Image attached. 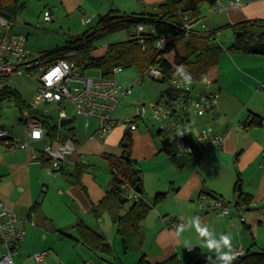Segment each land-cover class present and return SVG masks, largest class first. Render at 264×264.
<instances>
[{"label": "crops", "instance_id": "1", "mask_svg": "<svg viewBox=\"0 0 264 264\" xmlns=\"http://www.w3.org/2000/svg\"><path fill=\"white\" fill-rule=\"evenodd\" d=\"M87 1L92 2L93 0H82V6ZM165 1L112 0L109 4V12L114 9L126 14L128 12H150L154 11L158 4ZM219 1L224 5L227 14L226 24H220L219 27L257 19L255 0H245L246 3L237 0ZM77 2L78 0H60L56 4L59 8L63 5L71 8L70 4L76 5ZM100 7L103 9L104 4H101ZM210 8L211 4L209 3V12ZM49 10L54 15L55 8ZM202 18L200 19L202 20ZM256 28L261 29L260 35L264 34L262 25ZM252 53L254 52L222 51L218 64L207 73L214 80V84L210 88L199 86V90L202 92L219 90L220 101L216 110L208 112L204 116L191 115L189 134H197L205 126L211 125L217 132L225 136V141L222 147H199V151L196 153V163L199 167L192 171L191 178L185 180L183 185H176V188L171 192L172 194L179 197L184 196L188 200H193L201 192L216 195L211 187H209L210 189L205 188L206 180H202V174H205L208 166L219 163L227 164L234 155L238 160L241 155L244 156L251 151L256 154V158L258 156L263 157L264 125L255 126L252 125V122L257 115L264 118V97L260 91V86L264 84V64L252 56ZM120 104L113 114V119L116 122H121L123 118H126L121 113L124 106ZM70 118L75 120L73 114ZM238 119L241 120L240 124L234 125ZM244 119H247L245 125L242 124ZM142 122L148 121L137 120V130L129 133L133 156L137 165L140 164L141 160L155 157L164 151L162 137L158 136L163 146V149H160L153 139V135L148 133L151 131L149 122L146 125L147 128L143 126L141 128ZM89 127L90 120L87 128ZM95 132L81 141L73 137L80 146L79 154L71 156L64 168L56 173L49 172L50 163L47 159L34 158V150L0 153V200L4 201L10 210L27 219L25 240L19 250V255L15 258V264H70L71 261H67L66 257L71 251H80V247H84L85 255L89 253L86 251H92L74 239L77 236L75 226L83 222L92 227L91 222L96 218L93 214V206L98 205L111 188L110 167L105 156H122L125 150L123 139L127 131L124 125L118 123L106 138H101V141H98V137L94 136ZM118 143L120 147H118ZM84 154L101 156L107 163V169L101 165H93L91 161L83 160L82 155ZM33 161H39V167ZM79 162L86 167L81 177L82 184L75 182L69 175L75 164ZM186 162L188 161L186 160ZM252 162L255 165V161ZM159 193H164V191H158L156 195ZM246 194L252 196L249 207L241 209L235 207V210L238 211L237 216L247 233L243 232V229L241 231L239 219L231 215V211L234 210L231 208L230 213L226 216L214 211L220 217V229L217 228L212 231L215 235L220 236L226 234L230 229L236 230L237 239L232 242L234 250L240 246L248 250L253 244L254 247L251 248V251L264 250V236L261 237L259 233L264 229V173L248 186ZM145 202L149 203L148 198ZM206 211V213L213 212L212 210ZM171 220H179L185 223L182 219ZM97 231L106 237L104 231L99 229ZM186 240L190 241L192 248L198 247L203 253L216 255L214 251H210L206 247L201 238L199 239L194 227H191L188 233L185 223V230L178 234L177 229L169 226V222H166L165 226L162 225L156 231L153 241L149 242L146 251L142 254L147 256L150 264H160L174 255L179 257L181 264H194L195 262L191 261L190 258V251L185 247L184 242ZM44 251L46 254L42 261L34 258L35 253ZM1 252L0 247V256ZM99 255L104 262H107L101 254ZM141 255H137L139 257L135 261L132 257L131 264H137ZM126 260L122 263L128 264V257Z\"/></svg>", "mask_w": 264, "mask_h": 264}, {"label": "built area", "instance_id": "2", "mask_svg": "<svg viewBox=\"0 0 264 264\" xmlns=\"http://www.w3.org/2000/svg\"><path fill=\"white\" fill-rule=\"evenodd\" d=\"M225 9L221 1L217 0L211 4L210 13L217 14ZM47 13L48 18L45 19ZM54 19L53 12L46 10L43 14V21L50 22ZM90 23L91 19H85ZM182 29L186 36L206 28L205 24L198 26L202 20H192L187 14H182ZM198 28V29H197ZM149 29L144 25L136 28V38L140 44H144ZM151 32H154L153 30ZM171 37L162 36L156 39L155 48L162 50L166 47ZM27 37L24 34L14 31V24L6 17L0 15V102L8 99L17 91L12 87L15 79H25V76L37 77L38 84L35 87L34 100L31 104L22 109L20 124L22 132L15 133L1 124L0 116V153L17 150H34L35 159L45 158L49 161V172H59L74 155L79 154L80 146L77 141L68 136L62 127L61 120L70 118L66 111V105L72 106L75 113L85 117V126H89L91 117L96 118L98 127L94 136L106 138L118 123L124 125L127 133L137 130V120L150 121L155 126L158 124L157 132L164 141L165 150L173 156L186 155L187 161L192 164L197 162L196 149L199 147L215 148L222 147L225 136L219 133L211 125L202 128L197 134L190 135L191 115L198 117L216 110L220 101L219 90L213 92H202L199 86L210 88L214 80L206 74L199 80L191 75V83H185L178 72H175L166 83L168 88L179 95L173 99L160 100L151 106H138L135 109V116L116 122L113 114L126 98L129 88H122L116 80V74L121 72V68L114 69V77H105L102 74L96 77L89 76L83 66L77 64L75 60L67 55L57 59L33 56L30 49L26 47ZM67 65V68H65ZM59 68L57 74L59 79L53 78V84L48 86L45 77L54 69ZM145 77L152 79H162L163 72L157 67H149L136 84H141ZM9 91V94H5ZM260 91L264 97V84L260 86ZM66 104V105H64ZM57 111V117L53 112ZM75 117V116H74ZM74 120V119H72ZM48 122V123H47ZM55 127L57 132L49 138L47 126ZM39 130L42 133L41 139L34 140L32 133ZM34 145H37L34 147ZM264 161V152H263ZM261 166L264 168V164ZM126 200L133 204L137 201H147V198L138 193L129 184L121 186ZM201 209L216 211L222 216L230 213V205L218 196L208 193H200L197 199ZM235 207V204H234ZM27 219L17 212L10 210L6 203L0 200V247L2 249L0 264H15V258L19 255V250L24 243L26 234ZM185 223L179 220H171L169 226L173 229ZM247 250L240 246L234 250L236 259L245 255ZM46 252H37L34 258L42 261ZM235 259V260H236Z\"/></svg>", "mask_w": 264, "mask_h": 264}, {"label": "rangeland", "instance_id": "3", "mask_svg": "<svg viewBox=\"0 0 264 264\" xmlns=\"http://www.w3.org/2000/svg\"><path fill=\"white\" fill-rule=\"evenodd\" d=\"M81 1L82 0H78L76 5L71 3V8H67L64 5L59 8L56 3H59L60 0H19L18 9L12 18L14 31L22 33L27 37L26 47L30 49L33 56L53 53L60 49L67 50L69 46L77 44L85 35L91 36L101 28V20L104 15L109 12V4L112 0L87 1L83 6ZM237 1L246 3L245 0ZM255 1V13L257 15V19L255 20L261 21V25L264 27L263 0ZM101 4H104L103 9L100 7ZM21 5H23V8H21ZM53 7L55 8L54 19L50 22H44V12ZM225 10L217 14H211L209 12V3H202L200 5V11L201 17L203 18L202 23L198 28H201V25L205 24L206 28L202 29L204 33L212 31L213 29L221 28L215 35V39L212 43L226 52L230 50V47L235 42L238 31L236 32L232 28L219 27L220 24H226L227 14ZM127 14L132 13L128 12ZM86 18L91 19L90 23L86 22ZM132 30L133 29H122L95 39L93 42L95 48L93 55L97 57L102 56L105 54L108 45L128 40ZM260 31L261 29L252 27L249 28L247 34H252L255 39H259ZM73 53L74 51L72 48H69L65 55L70 58V55ZM252 56H255L262 64H264V54L252 53ZM87 69L86 73L89 76L96 77L101 74L100 69L94 67ZM141 76L142 74L136 67L121 69V72L116 74V80L120 83L122 88L133 86L129 95L121 101L122 106H124L121 113L126 118L131 116L134 117L135 109L138 106L142 107L145 105L149 107L161 99L165 100V96L161 97L160 95L163 90L168 88V83H161L156 79L145 77L144 81L137 85L136 82ZM37 84V77L25 76L24 80H14L12 87L17 93L0 102V116L2 119L1 124L3 126L18 134L22 132V126L19 122L22 116V109H25L27 105L33 102L35 87ZM66 111L69 116H72V114L75 116L74 122L65 128V133L68 136L81 141L88 138L96 131V118L91 117L90 127L86 128L85 117L76 114L72 106L66 105ZM53 115L54 117H57L58 113L56 110H54ZM241 120L238 119L234 125L240 124ZM147 121L149 123H141V128L142 126L147 128L146 125L148 123L151 128V131L148 133L153 135V139L158 147L163 149L160 138L154 133L155 127L157 128L158 124L153 126L148 119ZM97 140L101 141V138L98 137ZM117 145L120 147L119 143ZM36 146L37 145H34V147ZM82 158L87 162L91 161V164L93 165H101L103 168L107 169L105 159L99 155L84 154L82 155ZM252 161H255V165ZM33 162H36L39 167V161ZM197 164L198 163L192 164L191 161H188L183 167H179L174 161V156H169L167 152L163 151L160 155L141 160L140 164L137 165L138 169L142 171L141 175L143 177L144 187L143 195L148 198L149 203L154 207L150 210L143 223L145 243L143 247L144 249L142 248L140 252L129 251L126 253L124 251L121 237L117 231V225L113 222L111 215L106 213L99 219L94 218L91 225L94 229L104 231L107 241L111 244L113 256L106 257L109 261L104 262L98 253L90 250L86 251L89 253L85 255L84 247H80V251H71L66 257V260L71 261L70 264H119V262L122 263L127 261L126 258L128 257V264H131L132 257L134 261L137 260L142 252L146 251L149 242L153 241L156 231L160 229L162 225L165 226L166 222H170L171 219L184 220L188 233L191 229L188 222L190 218L194 216H199L202 223L207 225L210 230L215 231L217 228L220 229V217L217 216L214 211L206 213V209H201L197 201L198 195H196L193 200H188L184 196L179 197L176 194L171 193L173 189L176 188V185H183L185 180L191 178L192 171L199 167ZM261 164H264L263 158L260 156L256 158V154L252 151L249 154L246 153L244 156L241 155L238 160L236 155H234L227 164L219 163L214 166H208L205 174H202V180H206L205 188L208 189L211 187V190L215 191L216 196L222 198L228 205H230L231 209H234L231 211V215L239 219L237 216L238 211L235 210L234 203L239 199L242 193L246 194L248 186L264 173V168ZM240 185L241 189H239ZM158 191H164V193H168V196L166 199H162L154 205V196ZM124 193H126V191ZM130 205L131 204L128 202L125 203L122 211L123 214L129 209ZM239 222V227L242 231L243 225L240 219ZM243 232L247 233L244 229ZM236 233V230L230 229L226 234L230 235L232 242H234L237 239ZM259 233L260 236L263 237L264 229L259 231ZM215 237L219 239L220 236L215 235ZM137 255L139 256L137 257Z\"/></svg>", "mask_w": 264, "mask_h": 264}, {"label": "trees", "instance_id": "4", "mask_svg": "<svg viewBox=\"0 0 264 264\" xmlns=\"http://www.w3.org/2000/svg\"><path fill=\"white\" fill-rule=\"evenodd\" d=\"M216 1L166 0L158 4L154 11L132 14L121 13L114 9L104 15L101 20V28L97 32L91 36L85 35L77 44L69 46L67 50L72 48L74 53L70 55V58L75 60L78 65L83 66L85 69L92 67L100 69L101 74L105 77H114V69L116 67L122 70L136 67L143 74L149 67L153 66L163 72V78L157 81L165 83L175 72H178L179 66H183L186 73L199 80L219 62L223 50L213 45L212 42L221 28L207 33L197 30V32L186 36L185 31L182 29V14H187L192 20H199L201 18L200 5L204 2L214 4ZM18 3L19 0H0V15L13 21L12 18L16 14ZM21 8H23V5H21ZM261 24V21L255 20L223 26L224 28H233L236 32H243L241 37L235 39L230 50L251 53L250 45L257 41H264V34H261L259 39H255L252 34L248 35L247 32L249 28H256ZM139 25H144L149 29L148 33L142 34L146 36L144 44H140L138 38H136V28ZM122 29H133L128 40L108 45L105 54L102 56L93 55L95 49L93 42L95 39ZM152 30L154 32H151ZM162 36L171 37V40L164 49L158 50L155 48V41ZM67 50L60 49L42 56L57 59L66 56ZM9 93V91L5 92V94ZM178 95V92L170 88L161 92V97L165 96L168 99H173ZM252 125L263 126L264 118L258 115L255 116ZM55 127L47 126V136L49 138L56 134L57 130ZM155 132L157 136H160L156 129ZM123 142L129 143V145L125 148L122 156H105L110 167L111 188L99 204L93 206V214L98 219L109 213L113 222L117 225V231L121 237L124 251L138 252L141 251L145 239L142 223L153 208V205L144 200L137 201L133 204L130 203L129 209L124 214L122 213L125 203L128 202L127 200L125 202L121 201V198H124V192L121 188L122 184L126 183L135 189H141L143 195L141 170L138 169L137 162L133 156L132 141L129 133L125 134ZM164 151L167 152L165 146ZM196 151L198 152L199 148ZM167 154L173 157L170 153L167 152ZM85 170V165L79 162L75 164L69 175L75 182L82 184L81 177ZM167 196L168 193L157 194L154 198V205ZM251 202L252 196L242 193L234 204L236 208L241 209L249 207ZM75 229L77 231V236L74 237L76 241L101 254L106 261H109L106 257L113 256V250L111 244L101 232L83 222L77 224ZM252 247H254V244L240 258L241 263L264 264V250L251 251ZM208 257H211V260ZM190 258L191 261L195 262L194 264H214L216 262L220 264L216 259V255L203 253L198 247H193L190 251ZM180 263L179 257L174 255L160 264ZM119 264L123 263L119 262ZM137 264L150 263L147 260V256L142 254Z\"/></svg>", "mask_w": 264, "mask_h": 264}, {"label": "clouds", "instance_id": "5", "mask_svg": "<svg viewBox=\"0 0 264 264\" xmlns=\"http://www.w3.org/2000/svg\"><path fill=\"white\" fill-rule=\"evenodd\" d=\"M48 18L47 13L45 14V19ZM67 68V65H65ZM178 73L181 75L185 83H191L190 74L184 71L183 66H179L177 69ZM60 73V69L56 68L51 73H49L45 80L49 87L53 84V78L55 77L57 80L59 76L57 74ZM42 133L39 130H34L32 133V138L34 140L41 139ZM189 226L194 227L198 236L205 242L206 247L210 251H214L216 253V259L220 262V264H232V262L236 259V254L232 245V238L230 235L221 234L219 239L215 237V234L212 230L209 229L207 225H204L199 216H194L189 220ZM185 230V226L181 224L177 230L178 234L182 233ZM185 247L191 251L193 248L191 246L190 241H185ZM227 249V251H225ZM211 260V257H208Z\"/></svg>", "mask_w": 264, "mask_h": 264}, {"label": "water", "instance_id": "6", "mask_svg": "<svg viewBox=\"0 0 264 264\" xmlns=\"http://www.w3.org/2000/svg\"><path fill=\"white\" fill-rule=\"evenodd\" d=\"M243 35V32H238L237 33V37H241ZM250 50L254 53H257V54H264V41L263 42H257V43H253L250 45ZM72 122V119L71 118H66V119H63L61 120V126L62 127H65L67 125H69L70 123ZM247 123V119H244L242 121V124L245 125ZM129 145V143L127 142H123V147L126 148L127 146ZM187 160V157L186 155H177V156H174V161L176 162V164L180 167H182L185 162ZM241 189V185H240V188ZM136 191L140 194H142V190L137 188ZM121 201L122 202H125V198H121ZM225 204H227V202H225ZM241 263V259H236L232 262V264H240Z\"/></svg>", "mask_w": 264, "mask_h": 264}]
</instances>
